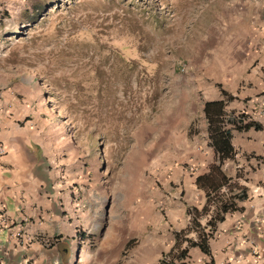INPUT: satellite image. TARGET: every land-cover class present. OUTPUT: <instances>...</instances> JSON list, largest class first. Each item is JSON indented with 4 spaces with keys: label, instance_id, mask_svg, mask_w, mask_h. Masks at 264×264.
Wrapping results in <instances>:
<instances>
[{
    "label": "rangeland",
    "instance_id": "374dc122",
    "mask_svg": "<svg viewBox=\"0 0 264 264\" xmlns=\"http://www.w3.org/2000/svg\"><path fill=\"white\" fill-rule=\"evenodd\" d=\"M263 54L264 0H0V91L42 103L86 157L69 264H127L128 240L186 227L212 160L202 101ZM139 206L159 219L134 223Z\"/></svg>",
    "mask_w": 264,
    "mask_h": 264
},
{
    "label": "crops",
    "instance_id": "0c3cea01",
    "mask_svg": "<svg viewBox=\"0 0 264 264\" xmlns=\"http://www.w3.org/2000/svg\"><path fill=\"white\" fill-rule=\"evenodd\" d=\"M256 59L249 71L235 74L228 86L202 101L203 110L204 102L222 100L224 90L232 96L225 106L227 117L241 115L243 125L253 122L260 127H226L231 129L234 158L222 162L220 170L236 192L245 190L247 198L236 201L238 210L216 223L208 239L209 253L188 248L181 264H264V54ZM9 83L3 82L0 91V147L4 150L0 156V264H69L75 244L81 245L88 237L81 232L89 219L77 197L81 188L73 186L69 175L85 167L86 157L77 152L63 124L50 117L42 103L26 105L19 89ZM33 111L48 117L31 119ZM204 133V148L211 152L212 160L194 176V185L198 176L219 163L208 145L205 120ZM194 189V207L200 211L206 204V192L196 185ZM140 208L130 217L134 223L159 219L157 214L142 218ZM188 208L184 209L188 220L182 230L189 225ZM207 219H200L202 227ZM182 230L156 237L143 234L137 246L126 248L132 250L127 264H159L163 254L174 247L175 233ZM204 230L209 232L208 227ZM188 238L196 240L197 235L191 231ZM185 247L182 243L180 249Z\"/></svg>",
    "mask_w": 264,
    "mask_h": 264
},
{
    "label": "trees",
    "instance_id": "16d2710c",
    "mask_svg": "<svg viewBox=\"0 0 264 264\" xmlns=\"http://www.w3.org/2000/svg\"><path fill=\"white\" fill-rule=\"evenodd\" d=\"M221 95L225 99L204 102L202 110L206 123L208 145L213 149L219 163L211 166L207 174L195 179V185L206 192V204L200 211L195 207L188 208L189 225L185 230L175 233L174 247L170 252L163 254V256L170 257L169 264H181L179 261L185 258L187 249L191 247H198L202 253L207 255L209 253L208 239L211 237L216 223L223 221L226 214L238 210L236 201L247 198L245 190L239 188L240 191L236 192V187L228 182L220 170L222 162L234 158L231 129L226 127L231 125L238 130L247 127H254L258 130L260 127L253 122L243 125L241 121L243 116L241 115L238 116V119L232 118V116L227 117L225 106L232 96L224 90H221ZM204 216H208L205 225L209 228L208 233H205L206 227H202L200 224V219ZM191 231L196 233V240L188 238ZM182 243H186V247L180 249ZM131 244L132 240L127 243L126 248H130Z\"/></svg>",
    "mask_w": 264,
    "mask_h": 264
},
{
    "label": "built area",
    "instance_id": "2783aa9c",
    "mask_svg": "<svg viewBox=\"0 0 264 264\" xmlns=\"http://www.w3.org/2000/svg\"><path fill=\"white\" fill-rule=\"evenodd\" d=\"M4 153V150L0 147V156ZM170 262V257L169 256H162L160 261H159V264H169Z\"/></svg>",
    "mask_w": 264,
    "mask_h": 264
}]
</instances>
